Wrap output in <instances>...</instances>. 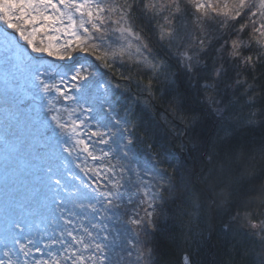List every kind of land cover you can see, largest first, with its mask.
<instances>
[{
  "label": "snow or ice",
  "instance_id": "1",
  "mask_svg": "<svg viewBox=\"0 0 264 264\" xmlns=\"http://www.w3.org/2000/svg\"><path fill=\"white\" fill-rule=\"evenodd\" d=\"M0 23L36 54L25 53L27 60L47 56L69 62L65 66L72 73V88L64 74L56 79L51 65L32 70L34 84L45 96L55 93L47 101V111L56 128L71 139L59 142L65 153L71 156L79 148L93 160L115 159L107 171L115 176L118 170L120 178L110 181L111 187L100 195L106 211L123 210L120 215L131 234L117 243L116 237L94 235L81 225L43 243V237L27 233L23 220H14L3 245L6 259L0 264H155L156 249L141 237L162 232L169 213L189 224L194 216L202 220L205 209L214 214L231 202L236 186L256 167L257 155L264 172V140L254 148L234 135V125H264V0H0ZM153 41L164 58L153 53ZM78 53L94 56L108 69L127 65L129 75L121 72L120 79L132 81L135 71L138 88L147 77L143 90L149 98L161 93L165 118L184 125L183 131L175 129L174 139L180 143L174 150L164 148L146 167L140 166L135 149L149 137L150 127L116 113L111 93L121 85L103 81L102 74L90 70L93 65L80 62ZM173 59L187 77L186 88L177 86L180 77L171 71ZM193 101L200 106L192 107ZM68 102L75 107H66ZM61 111L69 114L68 121ZM91 120L97 123L95 130L89 127V139L111 142L116 149L102 150L99 157L90 150L81 129ZM48 180L53 190L79 194L58 176L49 175ZM64 203L59 199L57 207ZM87 207L97 211L92 203ZM221 232L229 247L226 264H236L235 257L247 252L237 237H254L264 244V219L237 212L221 224ZM201 242H207L203 231L198 238L191 236L190 247ZM193 255L185 252L183 264H194ZM261 257L259 264H264V247Z\"/></svg>",
  "mask_w": 264,
  "mask_h": 264
},
{
  "label": "rangeland",
  "instance_id": "2",
  "mask_svg": "<svg viewBox=\"0 0 264 264\" xmlns=\"http://www.w3.org/2000/svg\"><path fill=\"white\" fill-rule=\"evenodd\" d=\"M4 27L7 26L0 23V32H2V35L0 33V92L2 94L0 97V168H8L13 182H18L16 178L24 179L20 186H14L15 189H22L25 193L33 190V196H36V202L31 199L34 207L29 206L28 209H22V206L19 205V208L25 213H30L31 209L36 214L38 213L41 220L34 230L37 231L39 237H43L44 241V237H47L48 233L58 232V237L66 228L79 230L83 225L89 228L94 235L107 234L110 238L116 237V242L121 243L128 236L126 234L127 226L124 222L125 217L120 215L122 210L106 211L105 205L102 203L104 196L100 195L111 187L110 181L120 178L118 170L115 176L107 171L109 163H115V159L110 161L108 157H104L101 160H93L79 148L71 156L65 153L59 142L68 141L71 143V139L68 134L56 128L49 118L51 113L47 111V101L55 93L45 96L35 86L32 78L33 69L40 67V70L43 71L47 69L46 66L51 65L52 69L57 72L56 79L58 80L59 74H64L67 87L72 88L73 82L70 79L72 73L67 69L64 70L66 67L64 65L69 62L56 61L53 58L42 56L39 57L37 65L32 61L25 63L26 56L24 57V54L29 53L30 55L31 50L27 48L24 41L19 39L20 43L18 42L16 39L18 36L13 30L9 29V32ZM6 31L9 32L8 35ZM7 36L12 38L13 42L15 39L18 42L17 44L12 42V47H18L16 54L10 57L6 55L8 47L5 46V43L8 40L5 37ZM77 55L81 57L80 62L85 66L90 64L92 59L90 55L84 53ZM71 94L78 95L75 92ZM29 99L33 101L29 102ZM66 107L71 109L75 107V104L68 102ZM60 114L64 121L69 120L68 113L61 111ZM72 119H76V116H73ZM96 123V120L86 121L81 129V138L88 141L91 145L90 150L99 157L102 155V150L109 151L110 148L116 149L117 146L111 142L109 145L100 144L97 142V137L89 139L86 133H88L89 127L95 130ZM138 158L141 167L148 165L150 159ZM49 167L52 168V173L47 172ZM49 175L58 176L69 190L79 189V194L69 195L62 190L51 192L53 188L49 184ZM25 181L29 184L24 185ZM39 182H44L42 188H44V198L48 201L46 205L38 197L37 185ZM33 184L36 186H31ZM94 190L96 191L94 192ZM85 193L89 195L86 197ZM61 198L65 203L62 208H58L57 201ZM89 203L94 204L97 211L93 212L91 208L87 207ZM78 204H84L85 207H78ZM54 211L57 212L61 221L58 228L54 221L51 224ZM113 212L116 214L114 215ZM30 219L33 220L34 216H30ZM65 219H71L73 223L68 225L65 223Z\"/></svg>",
  "mask_w": 264,
  "mask_h": 264
},
{
  "label": "trees",
  "instance_id": "3",
  "mask_svg": "<svg viewBox=\"0 0 264 264\" xmlns=\"http://www.w3.org/2000/svg\"><path fill=\"white\" fill-rule=\"evenodd\" d=\"M144 33L151 35L147 27H144ZM153 53L157 58H164L165 53L159 48V45L152 44ZM95 71L102 74L103 81H109L110 85L119 83V89L112 88L113 99L120 117H126L134 123L139 124L143 120L145 125L150 127L149 137L141 140L137 144L135 151L140 155H144L151 159L156 152L163 151L164 148L174 150V144H179V140H175V129L183 131L184 125L178 121H172V117L165 118V113L159 97L161 93L156 92L154 96L149 98L148 92L143 90V84L146 83L147 77H144L141 86L137 87V78L135 71L131 73L133 80L126 82L120 79L121 72L129 75L127 65L121 68L108 69L97 60ZM171 71L176 73L180 78L177 80V86L181 89L187 87V77L182 75V70L172 61ZM127 89V91H125ZM199 101H193L192 107H199ZM128 109V112H125ZM240 110V109H238ZM247 109H243L246 112ZM234 135L237 139L249 142L254 148L259 146V142L264 140V125L256 122L251 125L237 124L234 125ZM143 130H141V135ZM146 143H151L155 147L148 149ZM257 164L254 170L250 171L241 184L236 186L230 203H224L215 211V219L212 212L205 209L203 219H197L195 216L191 224L185 218L173 217L171 213L169 218L163 224L162 232L151 234L148 237H141L147 240L155 249V264H182V258L185 252L194 253V264H226L228 260L229 247L225 245L223 233L221 232V224L230 219L237 212L241 216L247 215L253 219H264V193L260 190L264 188V172L261 171L259 156L257 155ZM243 225V221L240 222ZM204 233L207 242H201L199 246L191 244V236H197L200 232ZM214 236L213 242L211 236ZM237 240L242 242L247 249L246 254L241 258L236 256V264H259L261 257V248L264 244L254 237L245 238L238 236Z\"/></svg>",
  "mask_w": 264,
  "mask_h": 264
},
{
  "label": "bare ground",
  "instance_id": "4",
  "mask_svg": "<svg viewBox=\"0 0 264 264\" xmlns=\"http://www.w3.org/2000/svg\"><path fill=\"white\" fill-rule=\"evenodd\" d=\"M7 170L8 168H3V167L0 168V259H6V257L3 255V250H4L3 245L6 242V237H9L10 235L9 229L12 221L23 220L28 226L27 233L31 235L33 238H37V239L40 238L37 231L34 230L37 223L41 220L37 215L38 213L36 214V212L33 209L30 210V213H25L19 208V205L22 206V209H28L29 206L34 207L31 199L33 200V202H36L35 201L36 196H33V190H29L27 193H25V191H23L22 189H15L14 186H20L23 183L24 179L16 178L18 182H13L11 178L12 175L10 171L8 170L9 171L8 172ZM28 184L29 183L25 181L24 185H28ZM31 186L34 187L36 185L33 184ZM42 187H44V182H39L37 185L38 197L40 198L41 201H44L46 205L48 201H46L44 198V188ZM51 187L54 189V186ZM53 189L51 190V192L54 191ZM30 216H34V219L33 220L30 219ZM53 221L58 228V224L59 222L61 223V221L57 215V212H55L51 224L53 223ZM57 234L58 232L48 233L47 237H44L45 241L46 240L47 241L45 242L43 240V243H48L49 237H57ZM22 242L26 243V241L24 240H22ZM43 243L41 244V246H43ZM34 256L37 259L39 258V254L37 253H34ZM16 258H17L16 255L12 256L13 260H16ZM20 259L23 260L24 257L20 256Z\"/></svg>",
  "mask_w": 264,
  "mask_h": 264
},
{
  "label": "water",
  "instance_id": "5",
  "mask_svg": "<svg viewBox=\"0 0 264 264\" xmlns=\"http://www.w3.org/2000/svg\"><path fill=\"white\" fill-rule=\"evenodd\" d=\"M212 241H213V237H212ZM182 264H183V261H182Z\"/></svg>",
  "mask_w": 264,
  "mask_h": 264
}]
</instances>
